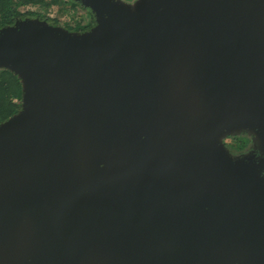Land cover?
<instances>
[{"label":"water","instance_id":"obj_1","mask_svg":"<svg viewBox=\"0 0 264 264\" xmlns=\"http://www.w3.org/2000/svg\"><path fill=\"white\" fill-rule=\"evenodd\" d=\"M81 1L0 28V264H264V0Z\"/></svg>","mask_w":264,"mask_h":264},{"label":"trees","instance_id":"obj_2","mask_svg":"<svg viewBox=\"0 0 264 264\" xmlns=\"http://www.w3.org/2000/svg\"><path fill=\"white\" fill-rule=\"evenodd\" d=\"M63 1L64 0H0V28L15 23L17 19L26 17H45L50 20L51 17L46 16L47 14H45L42 9H47L49 5L55 3L59 4ZM60 9H62V11L66 10L64 5ZM95 24L92 25V21L85 22L83 19L65 22L67 28L76 31L90 29ZM22 100L23 86L21 78L13 70L0 67V123L20 110Z\"/></svg>","mask_w":264,"mask_h":264},{"label":"rangeland","instance_id":"obj_3","mask_svg":"<svg viewBox=\"0 0 264 264\" xmlns=\"http://www.w3.org/2000/svg\"><path fill=\"white\" fill-rule=\"evenodd\" d=\"M125 1L133 2L135 0H125ZM63 5H64L63 3H59V4L55 3L49 5L47 9H42V10L45 12V14H47L46 16L54 17L59 20L57 23L55 22L52 23L59 24L62 26H64V22L74 21L75 19H78L79 16H82L84 13V10L81 7L68 8L65 5L64 8H66V10L62 11V9L60 8H62ZM223 142L226 148L228 149V151L233 155H237V156H243L246 154L258 155L260 153V151L256 147L254 134L246 130H242L234 134H229L225 136L223 138Z\"/></svg>","mask_w":264,"mask_h":264},{"label":"flooded vegetation","instance_id":"obj_4","mask_svg":"<svg viewBox=\"0 0 264 264\" xmlns=\"http://www.w3.org/2000/svg\"><path fill=\"white\" fill-rule=\"evenodd\" d=\"M62 3L68 8H70V7L71 8H80L81 7L84 10V13L82 16H79L78 19H83L85 22L92 21V25L96 23L97 17H96L95 12L89 6H86L85 4H83V2L81 0H64ZM50 21H51V23L52 22L57 23L59 20L55 19L54 17H51ZM64 26L66 27L65 22H64Z\"/></svg>","mask_w":264,"mask_h":264}]
</instances>
